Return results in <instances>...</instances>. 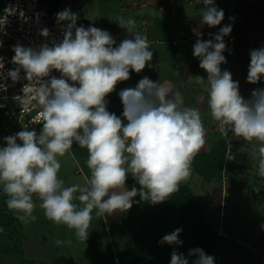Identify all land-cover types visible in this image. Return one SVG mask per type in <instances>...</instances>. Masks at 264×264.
<instances>
[{"label": "clouds", "instance_id": "obj_1", "mask_svg": "<svg viewBox=\"0 0 264 264\" xmlns=\"http://www.w3.org/2000/svg\"><path fill=\"white\" fill-rule=\"evenodd\" d=\"M197 3L203 5L199 9L202 24H221L225 13L215 0ZM20 15H24L22 10ZM55 16L63 31L61 40L36 47L13 45L11 61L16 67L6 73L0 57V90L6 89L2 81L7 78L20 80L23 69L28 83L23 85L20 99L26 104L34 101L39 108L35 120L42 121L39 132L35 127H22L0 138V191L21 222L36 220L35 194L47 218L66 224L78 239L86 241L93 210L100 217L130 209L139 202L133 199L137 195L141 201L156 204L177 191L180 182L191 175V162L205 143L206 129L199 109L185 105L179 90L147 75L134 87L118 92L121 115L108 110L107 95L118 82L129 79L130 69L139 73L146 64L153 67V50L147 37L136 30L134 18L120 19L119 25L129 36L117 44L106 29L78 26V13L70 7ZM4 23L0 21V31ZM231 31L228 23L210 33L211 39H197L193 55L207 72L201 83L218 130L260 142L256 149L258 174L264 177V87L253 89L245 99L239 81L229 70L221 69L227 62L223 53L230 51L224 37ZM40 34L48 37L49 29L42 28ZM249 55L246 79L255 84L264 80V45L250 49ZM53 69L60 75H50ZM74 142L88 151L90 176L84 184L66 186L58 175V157L69 153ZM128 176L134 177L139 187L128 188ZM256 190H260L259 184ZM182 231L176 227L158 243L182 245ZM55 243L71 241L56 239ZM169 264H215V258L199 246L189 248L187 256L174 247Z\"/></svg>", "mask_w": 264, "mask_h": 264}, {"label": "rangeland", "instance_id": "obj_2", "mask_svg": "<svg viewBox=\"0 0 264 264\" xmlns=\"http://www.w3.org/2000/svg\"><path fill=\"white\" fill-rule=\"evenodd\" d=\"M61 1L64 8L70 7L73 12L78 13V26L80 25L78 24L79 20H85L88 25L91 24L101 29H106L113 35L117 44L129 36L127 30L123 28L122 25H119L120 19L127 20L130 17L134 18L136 21V30L141 34H144L141 23L143 22L142 19L144 13L149 10H143L140 6H137L136 3L139 5L142 4L141 0ZM190 1L191 0H178L175 8L178 9V12H180L179 8H181V11L187 9L186 14L184 15L186 17H192L194 15L197 16L195 13H200L199 9L201 7H199V4L193 8L190 7ZM215 2L218 7L224 10L225 13L221 24L217 25L216 32L222 25L231 23V33L234 35L233 38L236 39L237 43H239L237 41L238 38H243L254 46L253 47L250 46V44L245 43L250 49L256 48L255 46L258 48L264 45V11L263 14L261 12V14L257 12L258 10L255 11L256 13L254 12L257 17H254L253 27L251 30H248L247 37H245L243 32H241L245 31V27L247 26V21H245L242 16L249 17L250 15H253V8L256 7H263L264 9V0H215ZM167 13L168 11L164 10V12H160L158 15V18L162 22V26L165 27L164 34L161 33L162 30H160V35H167L170 24H172V19H169V13ZM200 15L201 14H198V16ZM229 17H234V20H230ZM184 18L185 17L180 18L181 23L180 20L176 21L178 29L182 31L187 30L185 21L183 20ZM183 22L184 24H182ZM256 24L258 25L256 26ZM202 26L203 29H205L207 25L202 24ZM165 37L166 36H161L160 38ZM159 46L165 50L159 52V54L156 53V55L161 54L168 56L169 50L171 48L175 49V46L171 44L165 45V43H161ZM185 46V44H178V49L180 51H184L183 49ZM242 47L244 46L241 44L239 59L235 57L234 60H232L234 65L232 78L239 81L240 94L245 99H248L250 98L253 89L264 87V80L257 81L255 84L247 81L246 77L250 60H246L245 57L250 59V55L247 52L244 53L245 50H242ZM191 49L193 48L191 47ZM191 49L188 53H191ZM182 53L185 55V52ZM225 54L227 62L221 64V67H226L228 63V51H225ZM239 60L240 62L243 60L244 64L237 62ZM161 61V64L164 65V60ZM241 74L244 76V79H241ZM145 75L158 83H166V73L164 72H160L155 75ZM145 75L141 72L134 73V71L130 69L129 79L118 82L115 89L107 95V105L113 107L117 115H121L123 111V105L118 92L126 87H134L139 79ZM194 80L197 81L195 85L202 87L203 84H201L200 79L196 78L193 79V81ZM191 86L194 87L193 83ZM202 89L201 91H203ZM188 104L191 107L198 108L201 117L204 119L209 113L205 108L201 109L194 106L192 101L188 102ZM122 122H126V120L123 118ZM7 125V118L5 116L0 117V138L13 134L21 129L17 126H11L10 129H6ZM36 130L39 132L38 128H36ZM0 143H3L2 139H0ZM227 144V149L234 155V160H231L227 164L232 166V164H235L238 160L237 156H239V154L233 150L229 139H227ZM256 149L257 148L254 146L252 148L249 146L238 148L240 153H246L248 157L255 158L254 166L257 168L258 158L256 155ZM87 156V149L79 147V145L74 142L73 147L69 150V153H66L62 157H58L61 163L58 175L65 181L66 186L73 183L84 184L86 182V178L90 176V170L86 164ZM225 171H227V169H225ZM260 179L263 180L264 177L255 176L251 180L255 182ZM180 183L191 184L195 192L200 195L203 190L202 186L207 185L204 183L203 178L200 175L195 174L193 171H191V175L186 180L181 181ZM208 186L210 187L209 184ZM256 188L257 184H254L248 196L250 198L256 197L261 201L262 206L260 207V211H255L256 213L245 212L244 208L246 207V204H244V202L246 201L243 202L240 200L235 205L234 210H231L232 213L230 210L227 211L225 218L226 222L223 224L221 215L216 212L213 213L215 210L210 211V191H208V193H206V191L202 193L204 197V199L202 197V202L205 207V219L208 221L213 230H215L220 236L225 237L227 240V245L224 246L222 251L214 254L215 264H264V228L261 227V225L264 224V186L259 184V191H257ZM218 192L220 191L218 190ZM33 199L36 204L33 212L36 216V220L29 221L28 223L22 222L25 234V254L22 260L25 259L27 261L26 263H21L20 259L19 264H117L116 260H112L114 259L115 254L119 253L120 250L128 249L133 242L139 240V238L145 234L146 226H149V229H156L160 234H162V236L166 233H170L178 227L175 221L163 224L162 221L158 219V216L161 215L160 209L153 205L145 206L144 202L140 200L139 195H137L133 199L139 202L134 203L130 209L116 210L111 214L101 215L100 217H97L95 215V210H93V218L88 228L89 235L85 241L78 239L75 236V230L69 228L66 224L57 223L47 218L44 215L43 209L39 207L41 203L39 197L34 194ZM5 200V194L0 191V205L4 204ZM234 218H236V220H234ZM179 238L183 241L182 245L167 244L163 246V249L155 256L133 264H169L170 253L174 247L187 256L188 249L193 248L195 245V239L192 235L186 239L183 237V234H180ZM56 239L63 241L70 240L71 243L57 245L55 243ZM158 240H160V238L155 236L152 243L157 244ZM223 244L224 241H221L220 245ZM239 256H241L242 259H239ZM189 259L191 260V257Z\"/></svg>", "mask_w": 264, "mask_h": 264}, {"label": "crops", "instance_id": "obj_3", "mask_svg": "<svg viewBox=\"0 0 264 264\" xmlns=\"http://www.w3.org/2000/svg\"><path fill=\"white\" fill-rule=\"evenodd\" d=\"M142 4H137V6L141 7L143 10H149L144 13L143 19H142V29L143 32L148 41H149V47L153 50V58L150 63L153 64L152 68H149L148 65H145V68L142 69L140 72L150 75H155L157 73H166V83L169 84L173 90H179L182 93L184 103L185 105L189 106L188 102H193L194 106H197L201 109L205 108L207 109L208 115L206 118H202V121L204 123L205 129H206V135H205V143L201 145L200 149L196 152H209L212 147L221 139L225 138L226 140L229 139L232 145V148L235 152L239 154L238 160L235 164H232L227 166V173L229 172L230 178L226 179V177H222L221 180H214L211 183H206L207 185L202 186V193L206 191H210V198L211 202H209V208L210 211H214L213 213H218L221 215L222 224L226 222V213L228 210H234L235 205L242 200L244 204H246V207L244 208V211L249 213H256L257 211H260V207L262 206L261 201L258 198H250L248 196L250 190L253 188L254 184H259L260 180L253 182L251 179L255 176H259L258 174V167L256 168L254 166L255 158L248 157L246 153H240L238 148L249 146V147H256L260 143L259 141L253 139L251 141L245 140L243 137L236 136L232 132H228L227 134H224L220 132L217 128L218 122L215 120V118L211 114L210 108H208V94L207 90L201 86L195 85L197 81H193V79H200L201 77L206 79L207 78V72L206 70L202 69L199 66V59L193 55V49L191 47L195 43L197 39L206 40L211 39L212 36L210 34H206L205 32L209 30L211 27L206 26L205 29H203V26L201 24V15L198 16V14H201L199 12L195 13L197 14L194 16H184L187 12V9L182 10L179 8L180 12H178L177 8V2L178 0H141ZM190 7H194L198 5L197 0H191L189 2ZM199 7H203L202 4H199ZM244 5V4H241ZM141 10V9H140ZM164 10H167L169 13V19H172V24H170L169 30L167 35H163L165 31V27L162 26L161 20L158 18V15L160 12H164ZM258 10V11H257ZM261 12L263 14V7L261 8H253V15L242 16L245 21H247V26L245 27V31L243 32L244 36H248V30L252 29L253 20L254 17H257L255 14L256 12ZM255 12V13H254ZM167 13V14H168ZM260 13V14H261ZM179 17V18H178ZM185 17L183 20L185 21V25L187 27L186 31H182L178 29V24L176 21L180 20ZM241 18V19H243ZM255 22V21H254ZM263 23V22H261ZM184 24V22L182 23ZM258 24H256L257 26ZM217 30V25L215 26ZM160 30H162L160 35ZM215 30V32H216ZM172 34V35H171ZM161 36H166L165 38H160ZM168 36V37H167ZM234 35L230 32L227 36L224 37V39H230L233 38ZM239 45L241 44L244 46L242 47V50H245L244 53H249L247 50V44H250V46H253L251 43L247 42L243 38H238L237 40ZM226 42V41H225ZM165 43L171 44L175 46L174 48H171L168 52V56L165 55H156V53L159 54V52L164 51L165 49L160 48V44ZM247 43V44H245ZM178 44H185L184 51H180L178 49ZM154 45V47H153ZM254 47V46H253ZM193 48V47H192ZM245 48V49H244ZM259 48V47H258ZM191 49V53H188ZM185 52V55L182 53ZM226 57L225 52L223 53ZM228 63L226 67H221L222 70L227 69L231 72L233 71L234 65L232 63V60H234V57H231V54L228 52ZM240 55H238L236 58L239 59ZM246 60L248 57H245ZM165 63L164 65L161 64L162 61ZM237 62H240L237 61ZM241 64H244L243 60L240 62ZM243 68V66H242ZM236 69V68H235ZM135 73V71H134ZM137 73V72H136ZM241 79H244V76L241 74ZM193 83L194 87L191 86ZM202 84V83H201ZM199 87V88H198ZM240 87V86H239ZM203 88V89H202ZM201 89L203 91H201ZM240 92V89H239ZM192 165V164H191ZM191 169L193 171V166H191ZM225 172V169H224ZM246 182V183H245ZM205 183V182H204ZM183 184V183H182ZM210 185V187L208 186ZM189 185L191 188V184ZM243 185V186H242ZM195 195L198 197L200 203L203 206L202 200L204 199L202 193L201 195L196 193L195 190L192 188ZM218 190L220 192H218ZM203 197V199H202ZM232 207V209H231ZM204 208V215H205V207ZM213 208V209H212ZM216 208V209H215ZM256 211V212H255ZM232 213V211H231ZM238 216V215H237ZM206 218V216H205ZM236 220V218H234Z\"/></svg>", "mask_w": 264, "mask_h": 264}, {"label": "trees", "instance_id": "obj_4", "mask_svg": "<svg viewBox=\"0 0 264 264\" xmlns=\"http://www.w3.org/2000/svg\"><path fill=\"white\" fill-rule=\"evenodd\" d=\"M43 2L49 7L54 17H56L55 14L58 11L64 9L61 0H43ZM78 24H83L85 27L88 26L85 20H79ZM237 47L240 48L238 43ZM246 47L247 49L249 48L248 45ZM255 47L257 48V46ZM107 108L110 112L115 113L113 107L107 105ZM40 127L41 125L37 128L40 129ZM227 147V140L223 138L209 152L196 153L192 159L193 172L200 175L205 183L221 180L222 177L229 179L231 173L229 174L227 171H225L227 174L224 173L225 165L229 166L226 163ZM125 184L128 188L139 187L132 176L126 178ZM259 184L264 186V179ZM143 202L145 206L153 205L158 207L161 214L158 219L163 224L175 221L178 227L183 229L180 234H183L186 239L192 235L195 239L194 247L203 248L207 254L214 255L219 253L227 245L226 238L213 230L205 219L204 208L189 185L180 183L179 189L171 193L162 202L156 204L147 201ZM0 228L3 229V231H0V264L26 263L27 260H22L25 254L23 224L17 218L14 210L9 209L6 203L0 205ZM149 228V226H146L145 234L139 240L133 242L128 249L120 250L119 253H116L112 260H116L117 264H133L153 257L161 251L167 243H152L155 236L161 238L162 234L154 228ZM221 241H224L223 245H220ZM20 259L21 261L19 262ZM239 259H242V257L239 256Z\"/></svg>", "mask_w": 264, "mask_h": 264}, {"label": "built area", "instance_id": "obj_5", "mask_svg": "<svg viewBox=\"0 0 264 264\" xmlns=\"http://www.w3.org/2000/svg\"><path fill=\"white\" fill-rule=\"evenodd\" d=\"M24 15L21 16L20 12ZM6 17V19H5ZM5 20L3 30L0 31V57L3 58L4 71L15 68L11 57L14 55L13 45L19 43L24 46L36 47L47 41L51 44L53 41L58 42L63 38V31L57 24L56 17L51 14L49 7L43 0H0V21ZM63 23V22H61ZM49 29V36L44 37L40 34L42 28ZM215 26H212L205 33H214ZM226 48L234 58L239 55L240 48L237 47L235 38L226 40ZM2 71V69H0ZM50 75L59 76V71L53 69ZM21 79L13 82L11 78L2 81L7 85L5 90H0V117L7 118L8 125L18 128H37L42 121H36L35 117L39 111L35 102L26 104L21 99L23 85L28 82L24 79V71L21 69ZM47 79V77H45ZM234 160V155L228 150L226 163ZM227 165H225V169Z\"/></svg>", "mask_w": 264, "mask_h": 264}]
</instances>
